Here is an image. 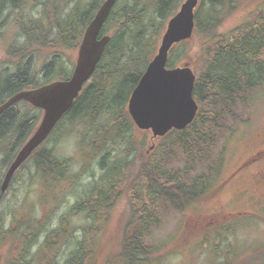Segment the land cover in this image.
<instances>
[{
    "label": "trees",
    "instance_id": "16d2710c",
    "mask_svg": "<svg viewBox=\"0 0 264 264\" xmlns=\"http://www.w3.org/2000/svg\"><path fill=\"white\" fill-rule=\"evenodd\" d=\"M26 1L0 0V14L6 5L22 9ZM103 1L77 0L62 18L63 21L47 13L48 22H43L39 33L27 27L21 17L20 35L24 41L8 51L7 65H14V69L3 67L0 71V104L20 91L48 84L52 81L49 76L55 72L58 76L65 75L62 64L57 66L59 56L54 55L41 69L42 77L38 81L31 74L32 53L35 49L50 46L46 42L50 29L55 31L54 39L60 50L74 52L86 26ZM132 1V6L117 7L118 0L111 10L99 35L109 34L110 42L93 75L47 141L32 153L28 162L31 165L29 172L32 165L38 170L39 176L34 177V181L43 182L44 175H47L51 188L62 186L71 177V168L67 166V161L56 157L48 142L64 121H89L91 129L86 130L87 135L91 136L88 148L97 156V168L102 173L99 181L109 183L103 189H112V198L124 196L126 201L128 217L121 242L120 261L125 258L130 264H149V257L156 252L155 247L148 244L149 229L158 223L160 211L168 207L184 213L212 185V172L217 162L206 166L207 174L194 178L189 177L191 169L197 163L209 160L210 150L217 138L227 130L222 124L224 116L236 118L233 112L235 104L264 82V13L249 18L232 31L220 34L218 30L224 20L218 18L217 8L223 7L225 0L200 1L194 31L195 38L200 41V50L195 55L196 80L193 88L198 112L186 129L169 132L156 144L152 143V151L141 158L139 155L150 149H144L147 133L144 141L136 140L126 111L127 100L156 52L157 40L165 22L184 0H154L151 14L147 11L145 0ZM51 9L54 11V7ZM207 13H210V17H207ZM180 46L187 49L188 43H181L172 50L169 68L175 67L172 54ZM188 54L186 50L184 55ZM39 115L38 110L21 102L0 116L3 171L34 131ZM179 156L185 159L184 168L167 170L171 159H178ZM82 171L84 173L85 169ZM91 178L95 180L92 174ZM104 196L106 194H100L97 201ZM34 221L30 225L17 222L10 228L39 230ZM261 256L263 260L259 263L264 264V253Z\"/></svg>",
    "mask_w": 264,
    "mask_h": 264
},
{
    "label": "rangeland",
    "instance_id": "374dc122",
    "mask_svg": "<svg viewBox=\"0 0 264 264\" xmlns=\"http://www.w3.org/2000/svg\"><path fill=\"white\" fill-rule=\"evenodd\" d=\"M145 1L147 11L151 14L154 0ZM69 2H72V4H68ZM74 2L76 3L77 0H27L22 4V9L16 8V12L12 13L17 17L16 28L11 27V13L0 14V20H3L0 24V71L7 64L6 60L9 57L8 51L10 48L23 44L24 40L20 35L21 25L19 20L21 17H24V24H27V27L33 28L39 33L42 30L43 22H48L47 13L60 17V20L63 21L62 18H65L73 7ZM51 3L53 4L51 5ZM132 5V0H119L117 7H129ZM52 7H54V11H52ZM217 11H219L218 18L224 20L218 33L224 34L239 27L249 18H255L258 14L264 13V0H225L224 6L217 8ZM207 17H210V13H207ZM54 33L53 29L48 32L49 37L46 42H49L50 46L47 45L44 48L35 49L36 51L32 53L31 74L38 81L42 77L41 69L54 55L59 56L57 66L62 64L65 75L58 76V73L55 72L49 76L52 81L63 79V77L67 78L72 73L76 50L74 52L71 50H60L56 39H54ZM160 36L157 42H159ZM199 44V39L194 36L188 43L187 49L181 46L175 49L172 54L174 64L177 65L178 63L189 61L191 67L195 70L197 62V56L195 57V55L200 50ZM186 50L189 51L188 56L184 55ZM185 58L187 60H184ZM233 112L236 118H230L226 115L222 119V124L227 130L217 138L215 145L210 150L209 160L197 163L189 173L190 178L207 174L206 166H211L214 162H220L221 164V158L230 151L226 156L224 168L218 178V184H220L222 179L230 172L232 164H236L249 153H253L258 149L257 143L254 142L256 138L254 134L264 125V82L262 86L253 92L245 94L243 100L235 104ZM102 126L104 125L102 124ZM242 127L250 130L246 133L244 140L238 137L241 129H243ZM90 129L89 121H75L73 123L64 121L48 142V147L53 150L56 157L68 162L67 166L71 168L70 174L78 176V186L81 183L85 186V183L90 180L91 174L94 175L97 182H101L99 178L102 173L97 168V156L88 148L91 136L87 135L86 130ZM136 133V140L144 141L145 136L138 134V132ZM152 142L150 134H147V145L144 149L149 148ZM80 148L82 151H80ZM87 149L91 154L87 152ZM176 153L179 154L177 151ZM1 160L0 157V182L4 175V171L1 168ZM159 160L160 158H158ZM29 165L30 163L26 167ZM184 165L185 159L182 156H179L178 159L172 158L167 170H179L184 168ZM83 169H85V172L78 175ZM28 173L29 169L27 168L17 173L14 183L10 186L9 191L0 203L1 231H5L14 226V223L21 221L30 225L32 220L35 219L36 221L33 224L36 223L35 226L40 231H43L41 234H44L51 229L52 225L58 226L59 217L71 210V203L58 205L55 208L56 217L52 218L45 226L41 225L38 219L40 220L46 212L43 206L42 186L29 182L27 179ZM213 185L214 183L211 186ZM65 188L66 186H59L49 189V191L46 190V200L50 199V202H58L60 196L63 198L64 195L60 194V192ZM211 192L205 199L194 202L184 213L168 207L160 211L158 223L149 229L148 244H151L156 249V252L148 259L150 261L149 264H221V256L225 245L236 243L238 246L247 247L248 249H251L254 245H264V221L257 218L244 221L241 226L237 225L231 233H222L221 222L216 218L217 214L221 211L234 210L235 207H238L239 210H247V205L235 204V197L232 191L225 190L219 193L216 184L215 189ZM116 208L114 209V206H112L111 215L103 221L107 240L104 241L102 248L108 250L112 246L115 252L118 250V244L121 245L124 226L127 221L124 219L125 217H120L119 215L126 208L125 202ZM25 213L29 214V216ZM67 218L69 219L65 221L62 219L60 221L61 224L65 227L67 226L68 229L78 230L76 234H83V231L94 222L80 216ZM98 222L101 223V221ZM39 242L42 243L40 239ZM74 242V240H71L68 243L72 245ZM65 251L62 250L63 253ZM63 253L55 254V259L53 260L56 262L55 264H64ZM117 253L119 254L120 251L118 250ZM33 254V260L28 264H47L49 252L45 248L36 247L33 250ZM247 255L248 258L239 264H255L248 252L239 251L236 253V258H244ZM123 261L125 264H130L125 258H122ZM96 264H102L101 257L98 258Z\"/></svg>",
    "mask_w": 264,
    "mask_h": 264
},
{
    "label": "water",
    "instance_id": "95a60500",
    "mask_svg": "<svg viewBox=\"0 0 264 264\" xmlns=\"http://www.w3.org/2000/svg\"><path fill=\"white\" fill-rule=\"evenodd\" d=\"M116 0H104L84 30L69 79L52 82L37 89L20 91L0 105V116L18 102H26L41 110L34 131L8 167L0 185L5 193L14 173L51 134L70 110L85 83L93 75L110 35L99 37ZM200 0H184L167 21L157 50L136 87L132 90L126 111L138 131H150L161 139L170 131H182L194 120L198 105L192 92L195 75L188 61L176 68H167L170 51L179 43L190 42L194 31V14Z\"/></svg>",
    "mask_w": 264,
    "mask_h": 264
},
{
    "label": "flooded vegetation",
    "instance_id": "af4514ba",
    "mask_svg": "<svg viewBox=\"0 0 264 264\" xmlns=\"http://www.w3.org/2000/svg\"><path fill=\"white\" fill-rule=\"evenodd\" d=\"M16 10L17 9L10 7V5H6L2 13L12 14L16 12ZM10 18L11 27L16 28V15L12 14ZM2 21L3 20H0V24ZM13 66L14 65L10 64L7 67V64H5L4 69L12 70L14 69ZM259 87L260 86L255 87L250 93ZM242 128L238 137L244 140L246 138V133L250 130L246 127ZM254 135H256L254 142L257 143L258 149L253 153H249L236 164H232L230 172L222 179L221 183L218 184L219 175L224 168L226 156L230 151L227 152V154L221 158V164L220 162L217 163L216 169L212 172L214 185L204 191L202 197L199 199L203 200L211 194L216 184L219 193L225 190L232 191L235 197V204H240L241 206L247 205V210H239L238 207H235L234 210L221 211L217 214L216 218L221 222L222 233H231L237 225L241 226L244 221L253 218L264 221V125ZM30 168L31 165L29 170ZM82 172L83 171H80L78 175H81ZM70 175L71 177L68 178L69 180L62 185L66 186V188L60 192V194L64 195L63 198L60 196L58 202H50V199L46 200V190L49 191V189L53 188L50 187L51 185L47 181L48 176L44 175L43 182L34 181V177H38L39 174L38 170L32 165V170L28 173L27 179L32 184L35 183L42 186L43 206L46 211L42 218H40V220L38 219V222L45 226L52 218H55V208L58 205L71 203V210L59 217L58 226L52 225L51 229L47 230L44 234H41L43 231L35 229L0 230V264H28L33 260V250L36 247L45 248L47 252H49L47 264H55L56 262L53 261L55 259V254L63 253L62 250H66L62 255L64 264H96L100 257L102 264H125L124 261H120L121 253H117L118 250L121 251L120 244H118V250L116 252L113 251L112 246L108 250L102 249L104 241L107 240V233L106 230H104L105 224L103 221L111 215V211L113 210H111L112 206H114L115 209L122 205L123 202L126 204L124 196L112 198L113 190L103 189V186L106 187L109 183L102 181L97 182L96 180H92L91 177L90 180L85 183V186H83L82 183L78 186V176ZM100 194H106V196L97 201ZM83 204L85 205L84 207ZM25 214L29 216V214ZM119 215L120 217L127 218L128 214L126 208L121 211ZM77 216L89 221H94L89 228L83 231V234H76L78 230L68 229L67 226L65 227L60 222L62 219L63 221L69 219L67 217L73 218ZM97 221H101V223ZM39 239L42 243L39 242ZM71 240L75 241L72 245L68 243ZM233 244L224 246L221 264H239L243 260H246L248 255L244 258H236V253L239 251L248 252L255 261V264H261L259 262L263 260L261 256L262 253H264L263 244L254 245L251 249L240 247L236 243ZM67 249L69 250L67 251Z\"/></svg>",
    "mask_w": 264,
    "mask_h": 264
},
{
    "label": "bare ground",
    "instance_id": "6f19581e",
    "mask_svg": "<svg viewBox=\"0 0 264 264\" xmlns=\"http://www.w3.org/2000/svg\"><path fill=\"white\" fill-rule=\"evenodd\" d=\"M10 108V107H9Z\"/></svg>",
    "mask_w": 264,
    "mask_h": 264
}]
</instances>
